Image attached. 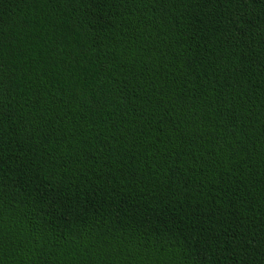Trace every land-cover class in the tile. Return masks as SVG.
I'll list each match as a JSON object with an SVG mask.
<instances>
[{"label": "trees", "instance_id": "16d2710c", "mask_svg": "<svg viewBox=\"0 0 264 264\" xmlns=\"http://www.w3.org/2000/svg\"><path fill=\"white\" fill-rule=\"evenodd\" d=\"M0 264H264V0H0Z\"/></svg>", "mask_w": 264, "mask_h": 264}]
</instances>
